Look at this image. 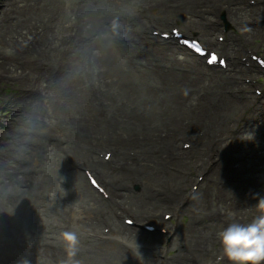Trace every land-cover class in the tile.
Returning <instances> with one entry per match:
<instances>
[{
  "label": "bare ground",
  "instance_id": "obj_1",
  "mask_svg": "<svg viewBox=\"0 0 264 264\" xmlns=\"http://www.w3.org/2000/svg\"><path fill=\"white\" fill-rule=\"evenodd\" d=\"M143 1L161 8L162 16L152 20L149 10L142 15L141 0H0V90L12 84L13 91L0 96V264L46 259L47 264H199L197 257L208 246L202 243L218 239L220 229L194 222L203 219L195 209L200 210L199 195L207 192L208 182L218 195L210 202L221 217L246 224L264 211L259 207L264 201V109L255 93L223 95L218 102L213 92L223 93L245 73H260L253 60L246 65L233 55L244 50L236 47L241 39L264 38V30L245 21L248 10V20L261 14L243 0ZM222 14L230 29L223 30ZM171 17L176 23L183 17L190 23L188 33L222 52L232 68L207 72L202 58L179 55L185 48L177 39L150 31L168 32ZM219 30L222 42L212 36ZM240 98H245L239 100L242 107L229 106ZM247 108L242 130L232 137L230 123L241 120ZM199 119L208 129L186 138L195 134ZM183 138L199 140L192 148L198 161L206 160L201 169L190 158L182 160L184 155L171 158ZM104 147L111 156L99 162L94 153ZM214 149L224 157L216 158ZM238 150L248 154L246 164L232 161ZM210 162L200 189L185 198L193 174ZM81 164L96 171L108 199L90 184ZM170 164L189 174L171 169L163 174ZM223 166L242 173L223 175ZM179 197L189 203L180 211L165 210L178 205L181 200L173 202ZM186 210L194 218L183 224ZM177 211L179 228L172 233L163 214ZM126 212L133 214L134 227L121 222L122 213L129 217ZM68 218L93 224L83 233L79 226L65 230ZM148 218L159 225L153 234L142 228ZM162 222L170 237L159 231ZM175 235L182 241H173ZM151 243L164 250H147ZM170 250L174 253L165 260L159 257Z\"/></svg>",
  "mask_w": 264,
  "mask_h": 264
},
{
  "label": "rangeland",
  "instance_id": "obj_2",
  "mask_svg": "<svg viewBox=\"0 0 264 264\" xmlns=\"http://www.w3.org/2000/svg\"><path fill=\"white\" fill-rule=\"evenodd\" d=\"M244 2H247L248 3V0H243ZM262 1V0H261ZM141 2H144L143 0H141ZM113 10H115V9H113ZM255 11H256V13H258V14H261V16H259V17H264V5L262 4V3H260L258 6H256V8H255ZM149 16H150V18L152 19V20H154L155 19V17L154 16H156L157 18H158V16H162V13H161V8H158L157 6H155L154 7V9L151 11V13L149 14ZM210 16V15H209ZM245 16V15H244ZM248 16H249V10H248V12H247V16L245 17V21L247 22L248 21ZM165 17H168V16H164V19H165ZM188 17H190V16H188ZM211 17V16H210ZM225 19H226V17H225ZM170 19L168 18V21H169ZM190 20V19H189ZM158 22H160V21H158ZM190 22V21H189ZM180 23H181V26H182V28H183V30H185L186 31V33H188L190 30L187 28L188 27V24H190V23H188V22H185V19L182 17V19L180 20ZM164 26V25H163ZM166 26V25H165ZM256 31H263L264 30V26H254L253 27ZM264 32V31H263ZM219 32L218 31H215L214 33H213V37L215 38L216 36H217V34H218ZM241 40H243V42H240ZM240 41H238L237 42V44H236V47H238V46H240V45H243V44H246L247 46H249V47H253V51L254 52H262V53H264V38L262 37V36H257V37H255L254 38V41L251 43L250 41H248V39L247 38H243V39H241ZM240 44V45H239ZM229 47H232V45H230V43H229ZM182 51V50H181ZM232 52H235V51H233L232 50ZM180 56H184V55H187V56H189V57H192L191 56V54H189L186 50H184V51H182V53H180L179 54ZM18 57H20V56H18ZM23 61V59H14L13 60V63L14 64H18V62H22ZM204 67V66H203ZM232 68V67H231ZM205 69H207V68H205ZM30 70V69H29ZM207 71H209V70H207ZM158 76V75H157ZM263 83H264V81H263ZM0 86H2L1 84H0ZM235 88H239V87H235ZM248 88V87H247ZM3 92H5V93H7V94H9V93H12L13 91H12V84L11 85H8V86H3L2 88H1V90H0V96L2 95V93ZM247 94H248V91H247ZM94 100V99H93ZM242 103H244V102H241V101H239V100H232V103H230V105L229 106H231V107H233L235 110H237V107H242V106H240ZM93 104H95L94 102H93ZM249 108V110H250V107H248ZM248 108H247V111L246 112H243L242 114H243V116L241 117L242 119L241 120H239V121H232L231 123H230V125H229V127L231 128V127H235V125L236 126H238L239 125V123H242V122H244V118L246 117V115L248 114V112H249V110H248ZM202 124H205V123H202V120L201 119H199V122L197 123V125H196V128H198V127H201L202 126ZM196 128H195V130H196ZM189 132V131H188ZM230 132V131H229ZM229 132H227L226 133V136H228L229 135ZM187 134V133H186ZM178 135H185L184 133H180V134H178ZM241 136H244V135H241ZM239 140H240V138H239ZM114 144V143H113ZM112 144V145H113ZM132 147V146H131ZM133 148V147H132ZM214 153H216V150H214L213 151ZM239 153H244V151H242V150H238V151H236V152H234V156H235V154L237 155V154H239ZM246 162V161H245ZM243 163V162H242ZM236 164L237 165H239V164H241V163H239V162H236ZM224 173L223 175H225V174H232V172H231V170L230 169H227V168H224V169H222L221 171H220V173ZM237 173V172H236ZM240 173V172H239ZM234 174V173H233ZM195 175L193 174V176H192V178H191V180H189V182L187 183V185H186V190L188 189V187L191 185V182H192V179H193V177H194ZM200 188V187H199ZM228 192V191H227ZM186 192H184V194H185ZM214 193H216V191H215V189L212 187V182H209V185L207 186V192H206V190H203V191H201L200 192V195H199V200L198 201H200V202H202V204H200V205H198L197 206V208L198 209H200L201 211H202V209L204 210H208V211H210V212H214L215 210H216V206H217V204L215 203V202H210L211 200H213V199H215L216 198V194H214ZM182 197H179V198H177L173 203L174 204H176L177 202H178V200L179 199H181ZM195 207H196V205H195ZM130 215V213H128V212H126V215ZM189 214H190V212L188 211V210H186L185 212H184V214H183V216L181 217V222L183 223V224H186V222H188V221H191L194 217H190L189 216ZM122 215H125V213H122ZM62 218V216L60 215V219ZM121 220V222H122V219H120ZM150 220L149 219H144V220H142L141 222H149ZM233 222V221H236V222H240L239 221V219H236V218H231V217H229L228 215H223L222 216V218L220 219V223L221 222ZM98 223H100V222H96V223H94V224H98ZM123 223V222H122ZM217 223V224H216ZM216 223H211V222H209V223H205L204 224V226H207V228H209V227H213L214 225H217V227L218 228H220L221 229V227H220V223L219 222H216ZM91 224H93V223H87V224H84V225H82V223L81 222H78V221H76L75 220V223H74V226L75 227H80V232H84V230L89 226V225H91ZM129 227H134V226H129ZM219 229V230H220ZM114 235V233L112 234V236ZM173 241L174 240H176L177 242H179V241H182L181 239H180V236L179 235H175V237H173V239H172ZM216 240H218V239H216ZM215 239H212V241H210L209 240V243H202V245H208V246H210V245H212V244H215V243H217V242H215L216 241ZM146 240H144V242H145ZM94 243L95 242H97V240H95V241H93ZM215 242V243H214ZM202 248H204V247H202ZM218 248H219V246L217 245V248L216 249H214L213 248V252L211 253V254H207V255H205V256H199L200 258L199 259H201L202 260V262H204V261H206L207 259H208V257H210L212 254H215V253H218ZM174 253V251L172 250V253H171V255ZM41 257H49V258H51L49 255H40ZM219 264H226L225 263V261H222L221 263H219ZM231 264H237V263H231Z\"/></svg>",
  "mask_w": 264,
  "mask_h": 264
},
{
  "label": "clouds",
  "instance_id": "obj_3",
  "mask_svg": "<svg viewBox=\"0 0 264 264\" xmlns=\"http://www.w3.org/2000/svg\"><path fill=\"white\" fill-rule=\"evenodd\" d=\"M259 207L264 210V201ZM217 236L223 256L237 264H259L264 260V211L246 224L228 223Z\"/></svg>",
  "mask_w": 264,
  "mask_h": 264
}]
</instances>
